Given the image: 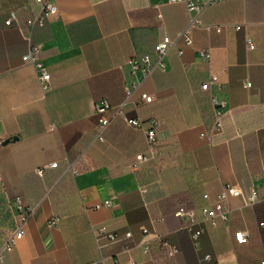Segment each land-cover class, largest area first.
I'll use <instances>...</instances> for the list:
<instances>
[{
	"label": "crops",
	"instance_id": "obj_1",
	"mask_svg": "<svg viewBox=\"0 0 264 264\" xmlns=\"http://www.w3.org/2000/svg\"><path fill=\"white\" fill-rule=\"evenodd\" d=\"M53 1L56 18L33 35L51 73V88L44 90L34 65L23 61L30 46L25 29L5 24L11 10L22 23L40 6L36 0H0V245L16 228L18 214L9 200L22 196L34 210L23 238L0 264H127L129 258L158 264L151 251L158 244L154 231L181 247L177 264H207L200 262L205 253L220 264H264V0L207 7L202 18L209 28L195 27L193 46L179 41L143 81L136 98L147 92L154 101L127 105L125 113L157 118L159 146L138 169L131 167L136 155L149 153L145 132L118 116L105 141L96 140V104L102 98L114 105L124 101L128 60L151 52L155 61L154 45L186 26L185 3ZM203 47L212 48L211 64L197 52ZM211 71L230 101L224 131L213 141L200 135L212 115L200 85ZM81 153L86 161L74 175L68 163ZM53 162L58 166L49 167ZM40 167H46L44 175ZM226 183L246 194L257 188L260 199L245 205L232 198L230 221L206 226L197 251L174 212L213 203ZM106 200L110 205H103ZM53 217L59 222L51 226ZM100 225L120 240L98 241L92 228ZM241 228L250 231L247 244L234 239Z\"/></svg>",
	"mask_w": 264,
	"mask_h": 264
},
{
	"label": "built area",
	"instance_id": "obj_2",
	"mask_svg": "<svg viewBox=\"0 0 264 264\" xmlns=\"http://www.w3.org/2000/svg\"><path fill=\"white\" fill-rule=\"evenodd\" d=\"M168 1L185 3L188 21L184 29H182L175 38L165 35L155 44L153 50V55L156 56L155 61L152 60V54H144L141 56L136 55L128 60L129 73L126 78V97L124 101L120 104L113 105L107 98H102L96 104V112L98 114L96 140L105 141L106 129L118 116L122 117L132 127L141 129L145 132L149 153H138L136 155L135 161L131 164V167L134 169H138L143 162L148 161L158 152L156 145L158 144V128L160 126V121L157 118H152L146 121L139 116L130 117L125 113L126 106L130 104L138 106L154 101L153 96L147 92H142L139 98H136V94L140 90L143 81L151 75L153 69L157 65H162L164 63L166 55L173 47L177 46L179 41H183L185 45L193 46V29L201 26L209 28L210 26V24H205L202 18L205 9L224 0ZM36 2L40 6V11L37 14L26 18L24 22L21 23L18 12L16 10H11L5 20V24L8 26L17 24L25 29L26 37L30 42V46L28 51L23 55V61L34 65L42 88L48 90L51 88V73L47 64L41 58L42 43L35 41L33 35L36 28H46L49 26L50 22L56 18L58 14V7L53 0H36ZM241 27V24L236 25L237 29H240ZM246 43L249 49L255 47L254 40L250 35H246ZM197 52L204 62L208 64L212 63L213 55L211 47L198 48ZM179 53L183 54L184 49L180 48ZM244 84L246 87L252 85L251 81L248 79L244 81ZM200 91L206 95L212 110L208 128L202 131L200 135L213 141L224 131L225 116L230 106L229 97L226 94L219 75L212 71L210 72L209 77L201 82ZM85 161V155L84 153H81L75 160L68 163L67 170L74 175H77L80 172L78 168L79 165ZM57 166V162H53L49 165V167ZM45 169L46 167H40L37 169V172L40 175H43ZM234 197L242 198L245 205L255 204L260 199L257 188H252L251 191L246 194L239 185L226 183L213 203L204 205L199 210L197 208H189L183 205L175 210L174 214L183 221V229L188 232L195 250L198 251L202 248V237L206 230V226L216 228L221 223H228L230 221L232 213L231 199ZM9 205L15 207L18 216L16 228L7 235L0 245V262L5 260L8 253H11L16 249L18 242L25 234V225L34 212L33 208L26 204L22 196L10 199ZM103 205H110V201H104ZM103 205H96V207L98 208ZM58 222V217H53L49 220V225L54 226ZM262 226H264V222L259 223V227ZM92 230L98 241L101 238H107L111 242L120 240L117 234L109 231L104 225L95 226ZM142 230L145 235L150 234L147 227H144ZM152 235L154 240L158 243L159 248L165 251L168 256H175L179 252L178 245L171 242L163 234L154 231ZM131 236L132 233L128 231L126 237L129 238ZM250 237L251 234L247 228L237 229L234 232V239L239 244H247ZM142 245L146 252L150 251L151 247L149 241L143 242ZM125 250L129 251L130 247L125 245ZM102 260L104 262V257H102ZM114 262V264H119L117 260ZM200 262H205L207 264H220L211 253H205L200 258ZM135 263L136 262L132 258H129L127 264Z\"/></svg>",
	"mask_w": 264,
	"mask_h": 264
},
{
	"label": "trees",
	"instance_id": "obj_3",
	"mask_svg": "<svg viewBox=\"0 0 264 264\" xmlns=\"http://www.w3.org/2000/svg\"><path fill=\"white\" fill-rule=\"evenodd\" d=\"M17 11V10H16ZM18 12V11H17ZM155 46V45H154ZM144 54H151V52H147V53H143V54H140L138 56H141V55H144ZM111 103V102H110ZM112 104V103H111ZM114 105V104H113ZM152 119V118H150ZM149 120V119H148ZM147 121V120H146ZM159 145H156V147L158 148ZM45 173V172H44ZM44 175V174H43ZM179 247V246H178ZM181 247H179V252L175 255V256H168L167 253L163 250H161L159 248V245L157 244V246L154 248L152 247L151 248V251H154L155 252V259H156V262L158 264H177V256L179 255V253L181 252Z\"/></svg>",
	"mask_w": 264,
	"mask_h": 264
},
{
	"label": "water",
	"instance_id": "obj_4",
	"mask_svg": "<svg viewBox=\"0 0 264 264\" xmlns=\"http://www.w3.org/2000/svg\"><path fill=\"white\" fill-rule=\"evenodd\" d=\"M14 138H16V137H14ZM10 140H11V138L6 139V140L3 142V144H7L8 142H10Z\"/></svg>",
	"mask_w": 264,
	"mask_h": 264
}]
</instances>
